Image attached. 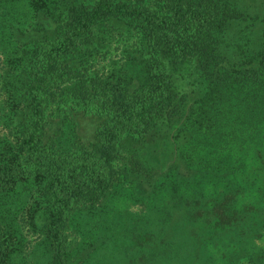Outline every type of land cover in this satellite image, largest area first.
Segmentation results:
<instances>
[{
  "label": "trees",
  "instance_id": "trees-1",
  "mask_svg": "<svg viewBox=\"0 0 264 264\" xmlns=\"http://www.w3.org/2000/svg\"><path fill=\"white\" fill-rule=\"evenodd\" d=\"M150 1L0 0V57L5 63L0 112L9 108V115L21 117L15 147L0 152V264H8L12 252V235L2 227L7 200L20 185L38 192L48 264H66L72 248L69 219L106 198L118 162L126 159L122 140L174 129L183 118L186 108L177 82L206 85L184 116L182 130L175 128L177 136L198 149L205 136L225 134L223 122L230 119L234 128H228L218 149L225 157L231 151L246 154L247 165L231 154L234 158L226 162L236 164L237 171L213 172L207 179L264 189V18L261 47L237 48L243 60L227 65L220 55L223 34L242 17L226 0ZM113 28L132 29L139 40L140 81L131 88L118 80L83 78L82 62ZM34 33L39 37L30 38ZM23 35L30 40L19 41ZM53 112L92 118L91 139L66 150L55 148L45 130ZM252 199L224 189L178 200L170 236L159 234L156 226L141 237L144 250L161 245L169 251L171 246V254L147 253L138 263L161 264L164 258L168 264H236L239 256L244 264H264V250L255 244L264 234V200Z\"/></svg>",
  "mask_w": 264,
  "mask_h": 264
},
{
  "label": "rangeland",
  "instance_id": "rangeland-1",
  "mask_svg": "<svg viewBox=\"0 0 264 264\" xmlns=\"http://www.w3.org/2000/svg\"><path fill=\"white\" fill-rule=\"evenodd\" d=\"M226 1L242 17L229 23L220 44V55L230 65L243 60L237 48L255 51L261 47L264 0ZM34 34L35 37L30 38L39 37L37 33ZM25 36L19 41L28 42L29 36ZM104 41L96 50H91L82 62V67L87 71L83 78L118 80L121 86L131 88L133 82L140 81L141 74L137 34L132 29L113 28L105 34ZM4 64L0 57V86L5 77L1 71ZM64 85H68V82H64ZM177 86L181 92V104L187 109L184 116H188L189 107H194V101L203 93L206 85L188 86L177 82ZM8 111L9 108H3L0 112V116L11 118V122L3 123L0 120V152L4 149L11 152L18 139L16 123L21 117L19 113H13L12 117ZM184 116L178 119L175 128L182 130ZM94 124L92 118H83L73 112H53L45 130L46 135L54 139L55 148L66 150L77 141H89ZM223 124L228 125L226 130L222 127L226 133L228 128H234V125H230V119ZM175 128L170 127L162 133L156 129L142 140L135 136L122 140L120 149L126 159L118 162L117 178L106 198L101 204L84 212H76L69 219L68 238L72 248L66 254V264H139V258L145 259L147 253L154 256L166 252L167 257L172 252L171 246H168L169 251L161 245L144 250L146 242L143 243L141 237L152 234L156 226L162 230L159 234L170 236V223L175 217L172 209L179 205L178 200L187 196H209L224 189H234L239 190L243 197L253 198V202L264 200L263 188L248 186L244 182L230 183L225 178H218V181L207 179L214 177L213 172L237 171V168L234 169L236 164H227L228 160L234 158L231 154L241 158L244 166L247 165L246 154L231 151L225 157L224 152L218 149L224 146L226 133L205 136L201 146L195 149L183 139L182 134L177 136ZM247 155L251 157L250 152ZM205 162L210 168L206 167ZM237 167L238 172H242L241 165ZM7 201L8 210L2 227L3 231L12 235L8 264H48L50 250L42 219L38 217L41 206L36 188L20 185ZM255 244L264 250V234ZM242 260L238 256L236 264H244ZM161 264H168V260L163 258Z\"/></svg>",
  "mask_w": 264,
  "mask_h": 264
}]
</instances>
